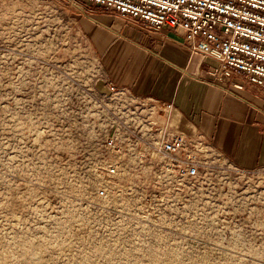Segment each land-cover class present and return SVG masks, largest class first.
Instances as JSON below:
<instances>
[{"label":"rangeland","instance_id":"rangeland-1","mask_svg":"<svg viewBox=\"0 0 264 264\" xmlns=\"http://www.w3.org/2000/svg\"><path fill=\"white\" fill-rule=\"evenodd\" d=\"M80 12V13H79ZM61 0H0V264H264V167L212 149L174 178L156 153L99 168L100 60Z\"/></svg>","mask_w":264,"mask_h":264},{"label":"built area","instance_id":"built-area-1","mask_svg":"<svg viewBox=\"0 0 264 264\" xmlns=\"http://www.w3.org/2000/svg\"><path fill=\"white\" fill-rule=\"evenodd\" d=\"M145 26L164 27L181 35L191 54L211 58L208 72L236 89L248 86L264 91V0H86ZM88 105L103 117L108 131L104 147L117 155L99 168L105 185L113 182L120 160L144 154L148 162L156 153L161 168L174 178L199 176L211 150L200 133H186L171 125L173 105L107 84V91L93 93ZM153 163V161H152Z\"/></svg>","mask_w":264,"mask_h":264},{"label":"crops","instance_id":"crops-1","mask_svg":"<svg viewBox=\"0 0 264 264\" xmlns=\"http://www.w3.org/2000/svg\"><path fill=\"white\" fill-rule=\"evenodd\" d=\"M61 1L81 11L80 28L100 60L106 90L112 84L171 103L174 128L202 133L239 167H264V91L216 80L208 72L215 62L191 54L168 27L155 30L86 0Z\"/></svg>","mask_w":264,"mask_h":264}]
</instances>
